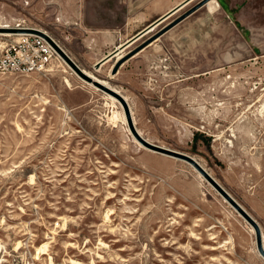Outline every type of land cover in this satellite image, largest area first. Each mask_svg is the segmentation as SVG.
Wrapping results in <instances>:
<instances>
[{
	"label": "rangeland",
	"instance_id": "rangeland-1",
	"mask_svg": "<svg viewBox=\"0 0 264 264\" xmlns=\"http://www.w3.org/2000/svg\"><path fill=\"white\" fill-rule=\"evenodd\" d=\"M67 1L0 0V25L57 40L61 8L74 15ZM153 43L150 59L183 62L186 98L176 115L135 113L137 129L196 159L264 228V0H213ZM105 75L94 74L123 92ZM51 258L264 264L254 229L198 171L141 146L123 107L61 60L40 74H0V264Z\"/></svg>",
	"mask_w": 264,
	"mask_h": 264
},
{
	"label": "crops",
	"instance_id": "crops-1",
	"mask_svg": "<svg viewBox=\"0 0 264 264\" xmlns=\"http://www.w3.org/2000/svg\"><path fill=\"white\" fill-rule=\"evenodd\" d=\"M184 1L68 0L67 11L73 10L74 15L65 16L64 8H61L62 13L55 21L56 38L63 43L68 55L91 73L88 74L94 76L103 72L109 80L119 82L132 115H176L181 109L182 96L186 98L187 92V77L181 74L182 61L150 59L148 54L160 50L153 43L126 60L115 74L112 70L124 52L144 37L130 44L140 31ZM162 4L169 5V9L155 8ZM137 5H143L142 9ZM60 28L62 34L58 31ZM94 78L110 87L107 81Z\"/></svg>",
	"mask_w": 264,
	"mask_h": 264
},
{
	"label": "water",
	"instance_id": "water-1",
	"mask_svg": "<svg viewBox=\"0 0 264 264\" xmlns=\"http://www.w3.org/2000/svg\"><path fill=\"white\" fill-rule=\"evenodd\" d=\"M194 0H185L183 3L176 6L174 9H172L167 14L163 15L162 17L158 18L156 21L149 24L147 27H145L142 31H140L131 41L130 44L134 41L140 39L141 37L148 34L151 30L155 29L159 25H161L163 22L167 21L169 18L174 16L176 13L181 11L183 8H185L187 5L192 3ZM213 0H201L199 1L195 6L190 8L188 11L180 15L178 18H176L174 21L163 27L157 34L149 38L147 41H145L143 44H141L139 47H137L135 50L131 51L127 55L122 56L115 64L112 73H116L119 69V67L129 58L139 53L141 50L146 48L148 45H150L152 42H154L156 39L160 38L162 35H164L166 32H168L170 29H172L174 26L179 24L180 22L184 21L186 18H188L190 15L198 11L200 8L208 5ZM0 31H11L13 33H28V34H36L38 36H41L44 38L56 51V53L64 60V62L78 75L82 80L86 81L87 83L93 85L94 87L98 88L100 91L114 97L116 100L120 102V104L123 107L124 114L126 116V120L128 122L129 129L134 136V138L142 145L144 148L148 149L149 151L159 153L168 157H172L178 160L185 161L189 163L191 166H193L196 171L236 210V212L242 216V218L254 229L255 236H256V247L260 255L264 258V235L262 233L261 227L259 223L244 209V207L238 203L228 191H226L225 188H223L218 181L202 166L200 163L194 159L193 157L182 153L180 151H176L170 148H166L160 145H157L155 143L150 142L147 138L143 137L139 130L136 128V125L134 123V119L132 117V112L130 109V105L127 101V99L119 93L118 91L112 89L111 87H108L107 85H104L100 81L94 79V76L89 75L85 70H83L71 57L68 55V53L58 44L56 40H54L51 36L48 34L39 31L37 29L33 28H12V29H3L0 28ZM129 44V45H130ZM99 68V67H98Z\"/></svg>",
	"mask_w": 264,
	"mask_h": 264
},
{
	"label": "built area",
	"instance_id": "built-area-1",
	"mask_svg": "<svg viewBox=\"0 0 264 264\" xmlns=\"http://www.w3.org/2000/svg\"><path fill=\"white\" fill-rule=\"evenodd\" d=\"M57 60L60 59L53 47L36 34L0 40V74H40Z\"/></svg>",
	"mask_w": 264,
	"mask_h": 264
},
{
	"label": "bare ground",
	"instance_id": "bare-ground-1",
	"mask_svg": "<svg viewBox=\"0 0 264 264\" xmlns=\"http://www.w3.org/2000/svg\"><path fill=\"white\" fill-rule=\"evenodd\" d=\"M0 28H3V29H9L10 26H7V25H0ZM45 33V32H44ZM20 34H23V33H13L11 31H0V37H4V38H8V37H18ZM59 56V55H58ZM121 56V55H120ZM59 59L68 67L70 68L65 62L64 60L59 56ZM71 69V68H70ZM72 70V69H71ZM73 71V70H72ZM74 72V71H73ZM75 73V72H74ZM76 74V73H75ZM90 75V74H89ZM78 76V75H77ZM79 77V76H78ZM80 78V77H79ZM81 79V78H80ZM95 79V78H94ZM82 80V79H81ZM97 80V79H96ZM84 81V80H83ZM99 81V80H98ZM86 82V81H85ZM101 83H103L102 81H100ZM87 83V82H86ZM89 84V83H88ZM104 84V83H103ZM70 85V83H69ZM91 85V84H90ZM105 85V84H104ZM93 86V85H92ZM96 88V87H95ZM98 89V88H97ZM108 95V94H107ZM111 99L113 100H116L114 97L108 95ZM119 104L120 102L118 100H116ZM121 105V104H120ZM122 106V105H121ZM127 121V120H126ZM128 123V122H127ZM137 128V127H136ZM140 132V131H139ZM132 134V133H131ZM140 134L142 135V133L140 132ZM143 136V135H142ZM134 137V136H133ZM135 139V138H134ZM136 140V139H135ZM137 141V140H136ZM138 142V141H137ZM140 144V143H139ZM142 146V145H141ZM201 165V164H200ZM48 247V244H44L43 248L44 249L42 251V255H45L46 254V248ZM51 264H54V261L53 259L51 258L50 260Z\"/></svg>",
	"mask_w": 264,
	"mask_h": 264
},
{
	"label": "trees",
	"instance_id": "trees-1",
	"mask_svg": "<svg viewBox=\"0 0 264 264\" xmlns=\"http://www.w3.org/2000/svg\"><path fill=\"white\" fill-rule=\"evenodd\" d=\"M195 138H197V136Z\"/></svg>",
	"mask_w": 264,
	"mask_h": 264
}]
</instances>
